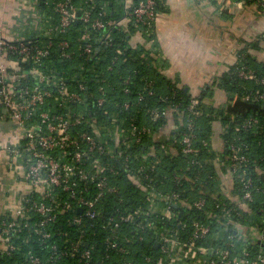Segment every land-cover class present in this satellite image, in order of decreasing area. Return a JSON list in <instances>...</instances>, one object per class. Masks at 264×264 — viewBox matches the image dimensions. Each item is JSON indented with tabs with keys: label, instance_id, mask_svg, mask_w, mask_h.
I'll list each match as a JSON object with an SVG mask.
<instances>
[{
	"label": "built area",
	"instance_id": "2783aa9c",
	"mask_svg": "<svg viewBox=\"0 0 264 264\" xmlns=\"http://www.w3.org/2000/svg\"><path fill=\"white\" fill-rule=\"evenodd\" d=\"M24 1L26 8L18 12L23 22L17 21V24L23 30L33 27L34 35H11L8 27L0 24V109H4L0 117L15 125L14 137L5 149L20 159L28 192L22 196L16 215L9 214L10 217L0 220V254H8L15 247L11 236L20 225L16 218L24 216L28 209L41 216L36 230L54 221L60 211V197L56 191L59 189L67 199L64 204L72 202L83 211L88 220L86 226H95V220L101 218V228L110 231V236L105 239L106 252L95 262L110 264L112 251L122 256L128 253L125 246L114 240L113 234L122 223L133 220L131 213L114 210L105 215L99 207L107 196L117 195L120 191V186L113 181L119 168L115 164V147L138 143L142 135L149 132V127H140L133 122L128 129L113 128L112 123L102 126L96 116L89 118L87 113L95 107L108 114L109 99L104 86L99 85L94 93H89L82 63L76 65L78 70L70 76L66 75L65 69L57 71L48 66L57 60L94 58L99 44L110 45L113 41L109 32L97 35L96 31L111 25L125 30L132 26L139 33L148 35L149 30L144 25L155 20L157 0H116L123 14L115 20L104 19L107 0H42L44 5L52 8L50 14L39 8V0ZM40 30L42 34L38 32ZM41 35L45 39L37 40ZM241 75L248 79L254 77L250 70H242ZM197 102L196 97L192 98L189 111L193 112ZM121 105L128 108L129 102L124 101ZM152 113L158 115L157 110ZM84 124L90 129H85ZM188 125L189 131L181 139L184 155L195 153L192 124L188 122ZM2 148L0 145V150ZM231 148L232 157L241 165L244 174L249 158L239 154L237 147ZM117 154L126 175L143 190L147 189L145 180L150 179V170L143 164L133 166L131 151L120 150ZM191 162L195 163L194 159ZM88 183L93 184L92 193ZM241 183L240 199L225 198L244 208L254 199L253 191L260 187L248 175L241 177ZM157 198L147 195V208L139 209L142 215L158 213L164 221V229L159 233L156 231L160 252L157 264H264V218L252 224L241 222L231 214V207L222 201H216L215 205L224 212L214 214L206 209L208 201L204 196L190 201L179 192L170 191L158 193ZM178 203L203 210L204 218L180 219L171 209V204ZM71 222L83 225L84 219L76 215ZM149 226V222L139 223L137 229ZM41 233L45 239L50 237L49 231ZM76 253L83 263L92 260V247L84 245L82 248L80 240L72 243L69 249L60 250L56 257ZM146 259L152 261L151 256ZM41 263L40 257L28 254L20 264ZM123 264L135 262L124 260Z\"/></svg>",
	"mask_w": 264,
	"mask_h": 264
},
{
	"label": "trees",
	"instance_id": "16d2710c",
	"mask_svg": "<svg viewBox=\"0 0 264 264\" xmlns=\"http://www.w3.org/2000/svg\"><path fill=\"white\" fill-rule=\"evenodd\" d=\"M211 1L214 4L220 2V0ZM228 1L254 5L264 13V0ZM38 2L39 8L42 11L46 10V14L52 12L50 5H44L42 0ZM105 7L107 12L104 19L115 20L123 14L116 0H107ZM160 8L161 2L157 0L154 9L157 11ZM144 27L149 30V35L145 36L153 40L152 48L158 53L157 41L153 33L154 21ZM131 29L136 28L131 26L125 30L111 25L103 31L98 30L97 35L109 32L113 41L110 45L99 44L94 58L57 60L48 67L57 71L65 69L66 75L70 76L78 70L76 65L82 63L89 93H94L99 85L104 86L105 95L109 99L106 106L108 114H103L102 109L95 107L87 113L89 118L96 116L102 126H110L112 123L113 128L128 129L133 122L140 127H149V132L143 134L138 143L128 147L118 144L115 147L117 155L115 164L119 168L113 181L120 186V191L117 195L107 196L99 207L105 215L116 210L131 213L133 216L132 222L122 223L113 234L114 240L125 246L128 253L122 256L112 251L113 261L110 264H123L124 260H132L135 264H157L160 257L157 246L158 233L164 229V221L155 212H149L147 215L139 213V209L147 208V195L154 196L157 200L158 193L176 191L190 201L204 196L208 201L206 209L214 214L224 212L215 205L216 201H222L231 207V214L241 222L252 224L264 218V62L258 61L248 52L247 46L253 44H247L239 51L237 62L227 71L214 77L195 96L188 88L177 86L174 81L161 73L159 67L164 65V61L154 57L152 49L130 45ZM32 32H27L26 29L20 32L17 29L20 36L34 35L35 31ZM38 32L42 34V30ZM43 39L45 37L42 35L37 37V40ZM108 66H111V69H108ZM242 70L252 71L254 77L251 79L243 77ZM215 88L225 91L228 96L225 103L216 105L212 102ZM194 97L198 102L191 112L188 105ZM124 101L129 102L128 108L121 105ZM153 110H157L158 115L155 116ZM167 111L172 112L178 127L170 135L157 139L154 135L166 123ZM217 120L223 128L221 136L225 141V148L219 155L223 162V170L229 171L232 178L230 197L240 199L243 175L251 177L255 185L260 187L253 191L254 199L244 208L226 199L223 193H217L219 178L213 164L216 152L210 146L213 122ZM188 122L192 124V146L195 153L184 155L181 139L189 131ZM82 126L90 129L89 125ZM232 146L239 149V154L243 153L249 158L244 174L241 165L232 157ZM120 150L133 153V166L138 167L143 164L151 171H149L150 179L145 180L147 189L143 190L134 183L120 167L121 158L117 154ZM171 150L175 152L172 153ZM192 159L195 163L191 162ZM149 166H153L154 169L151 170ZM88 185L89 192L92 193L93 184L88 183ZM56 191L60 197V211L54 221L45 223L36 230L37 223L41 219L39 214L28 209L24 212V216L17 217L16 221L20 225L11 236V242L15 247L8 254H0L1 263L20 264L27 259L28 254H33L41 258V264H95L106 252L105 239L110 236V231L101 228L99 225L101 218L95 220L97 222L95 226H86L88 220L83 211L77 209L72 202L64 204L67 200L64 193L59 189ZM162 204L160 201L159 207ZM171 209L183 220L204 218L203 210L183 207L180 203L171 204ZM76 215L84 219L83 225L71 222ZM8 217L9 214L2 215L0 220ZM144 222H149L150 226L137 229V225ZM42 231H49L50 237L43 238ZM78 240L82 248L84 245L92 247L91 261L83 263L78 259L77 253L74 256L56 257L60 250L69 249L71 244ZM53 245L55 249L52 248ZM50 255L54 257L50 258ZM148 256L152 257V261L146 259Z\"/></svg>",
	"mask_w": 264,
	"mask_h": 264
},
{
	"label": "crops",
	"instance_id": "0c3cea01",
	"mask_svg": "<svg viewBox=\"0 0 264 264\" xmlns=\"http://www.w3.org/2000/svg\"><path fill=\"white\" fill-rule=\"evenodd\" d=\"M160 2L161 8L156 12L153 27L158 53L152 48L153 40L135 29L130 31L129 43L132 47L152 49L154 57L164 61V65L159 67L161 73L177 86L188 88L192 95L197 96L214 77L235 64L239 51L247 44H253L247 46L248 52L264 62V13L256 6L230 3L228 0H220L219 4L211 0ZM24 8V0H0V24L8 27L11 35H17V29L22 31L17 21L20 24L23 22L18 12L24 11ZM34 30L28 26L27 32ZM227 98L224 90L214 89V104H223ZM166 117V123L154 135L157 139L170 135L178 127L171 111H167ZM15 131L12 122L0 117V145L4 147L0 150V217L16 215L22 196L28 192L20 159L11 156L5 149ZM222 131L221 123L214 121L210 146L216 152L213 164L219 178L217 193L230 197L231 174L223 170L219 155L225 148Z\"/></svg>",
	"mask_w": 264,
	"mask_h": 264
},
{
	"label": "water",
	"instance_id": "95a60500",
	"mask_svg": "<svg viewBox=\"0 0 264 264\" xmlns=\"http://www.w3.org/2000/svg\"><path fill=\"white\" fill-rule=\"evenodd\" d=\"M79 13V12H78ZM4 112V109L2 110ZM176 205V204H175Z\"/></svg>",
	"mask_w": 264,
	"mask_h": 264
},
{
	"label": "rangeland",
	"instance_id": "374dc122",
	"mask_svg": "<svg viewBox=\"0 0 264 264\" xmlns=\"http://www.w3.org/2000/svg\"><path fill=\"white\" fill-rule=\"evenodd\" d=\"M6 123H8V122H6Z\"/></svg>",
	"mask_w": 264,
	"mask_h": 264
}]
</instances>
